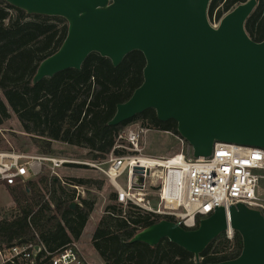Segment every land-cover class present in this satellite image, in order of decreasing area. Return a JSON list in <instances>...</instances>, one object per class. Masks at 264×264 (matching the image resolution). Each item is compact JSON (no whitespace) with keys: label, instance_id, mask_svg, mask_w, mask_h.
I'll return each mask as SVG.
<instances>
[{"label":"water","instance_id":"95a60500","mask_svg":"<svg viewBox=\"0 0 264 264\" xmlns=\"http://www.w3.org/2000/svg\"><path fill=\"white\" fill-rule=\"evenodd\" d=\"M6 1L27 14L68 23L59 49L40 62L34 84L80 69L93 52L118 66L137 50L146 59L144 80L117 105L110 125L154 109L161 121H176L195 158L210 156L216 142L264 148V39L255 41L245 27L258 0L237 5L218 25L209 20L211 0ZM227 229L241 235V254L206 264H264V215L243 203L217 206L194 229L162 219L130 242L155 246L167 238L203 264L202 252Z\"/></svg>","mask_w":264,"mask_h":264},{"label":"trees","instance_id":"16d2710c","mask_svg":"<svg viewBox=\"0 0 264 264\" xmlns=\"http://www.w3.org/2000/svg\"><path fill=\"white\" fill-rule=\"evenodd\" d=\"M246 1L211 0L209 19L220 21ZM245 27L255 41L264 39V0H258ZM67 29L64 18L27 14L0 0V127L13 112L39 153L56 155L54 145L61 142L88 150L87 157L96 162L111 154L119 134L133 122L179 135L176 121H161L154 109L119 125L109 124L117 105L128 101L144 80L146 59L140 51L129 53L118 66L93 52L80 69L69 68L34 84L40 62L59 49ZM113 152L125 153L119 149ZM39 181L46 186L48 196L32 180L25 183L23 191L0 180V184L8 185L16 203L10 214L0 218V247L42 243L46 251L39 254L34 264H52L54 254L80 241L96 205L95 198L78 196L72 185L102 188L104 181L50 175H42ZM22 196L27 198L22 200ZM109 201L91 238L104 263L196 264L192 253L167 238L155 246L131 243L138 231L164 217L131 202H117L115 192ZM242 248L238 232L231 239L222 233L202 252L201 260L203 264L232 260Z\"/></svg>","mask_w":264,"mask_h":264},{"label":"built area","instance_id":"2783aa9c","mask_svg":"<svg viewBox=\"0 0 264 264\" xmlns=\"http://www.w3.org/2000/svg\"><path fill=\"white\" fill-rule=\"evenodd\" d=\"M149 130L124 129L113 149L124 150V154L115 155L112 151L103 161L84 162L102 172L114 187L117 202H131L163 219L171 217L186 229L196 228L198 218L209 216L217 206L228 209L243 203L264 215V148L216 142L208 157L195 158L190 147L189 152L182 149L170 157L145 156L143 144L148 140ZM177 138L185 144L180 135ZM142 158H147L145 167ZM69 162L54 155L2 152L0 180L15 185L39 176L45 167L55 175L57 169ZM138 166L143 170L136 171ZM123 176L126 188L118 183ZM57 177L61 178L58 174ZM140 177L143 182L137 183ZM72 186L78 196L83 194V186ZM225 234L231 239L234 232L227 229ZM43 251L46 249L42 243L3 245L0 264H34ZM51 263L91 264L75 243L54 254Z\"/></svg>","mask_w":264,"mask_h":264},{"label":"rangeland","instance_id":"374dc122","mask_svg":"<svg viewBox=\"0 0 264 264\" xmlns=\"http://www.w3.org/2000/svg\"><path fill=\"white\" fill-rule=\"evenodd\" d=\"M210 22L213 25H218L220 21L210 20ZM146 128L147 127L143 126L140 121H137L129 124L125 129L139 130ZM177 136L179 135H175L172 132H160L155 129H150L148 131V140L146 139V142L143 144V154L145 156L149 155L153 157H170L180 152L182 149L185 152H189V144H186L185 141V144L183 145L179 141ZM54 149L56 151V155L54 156L71 161L57 169V174L60 175L61 178L65 179L66 177H78L99 179L104 181V185L102 186V188L84 186V192L82 196L95 198L96 205L91 215V219L87 223V226L81 236L80 243H77L79 250L83 253V255L88 259L91 264H102V261L100 260L97 251L93 248L91 244V238L93 233L92 231L96 226L97 220H99L102 214L104 213L105 207L110 203L109 196L115 192L114 187L108 182V180L100 170L84 164V162H95L89 157H87L86 154L88 153V150L61 142H56L54 145ZM9 151H15L23 155L31 156L42 155L32 144L29 136L21 127L18 118L13 112L12 117L8 121H6L3 126L0 127V153ZM71 163H74V165H70ZM57 174L55 175L57 176ZM42 175H55L52 173L49 167H45L42 174L32 179V181L37 184V187L41 189V192L48 196L46 186H44L39 181ZM125 180L126 179L124 176L118 179V183L123 188H126ZM16 187H19L20 191H23L25 185L21 183L18 184V186ZM26 198V196H22V200H25ZM13 203L14 199L9 188L4 184H0V218H2L4 215H8V213L12 209L11 205Z\"/></svg>","mask_w":264,"mask_h":264},{"label":"crops","instance_id":"0c3cea01","mask_svg":"<svg viewBox=\"0 0 264 264\" xmlns=\"http://www.w3.org/2000/svg\"><path fill=\"white\" fill-rule=\"evenodd\" d=\"M33 178H36V177H33ZM33 178H31V179H28V180H32ZM28 180H26L25 182H19V183H17V184H15V185H10V187L12 188V189H14V190H16V188H18L19 189V187H16V186H18V184H23V185H25V183L28 181ZM4 185H6L7 187H8V185L6 184V183H3ZM82 196V195H81ZM83 197V196H82ZM76 201H78V199L76 200ZM12 206V207H11ZM10 207L11 208H13V207H15L16 206V203H15V201H14V203L11 205ZM98 221L99 220H97V222H96V226H97V224H98ZM87 226V225H86ZM96 226H95V228H94V230L92 231L93 233H94V231H95V229H96ZM86 228V227H85ZM93 233H92V235H93ZM78 243H80V241L78 242ZM99 256V255H98ZM99 258V257H98ZM100 260H101V258H100ZM102 261V260H101ZM102 264H106V263H104L103 261H102Z\"/></svg>","mask_w":264,"mask_h":264},{"label":"bare ground","instance_id":"6f19581e","mask_svg":"<svg viewBox=\"0 0 264 264\" xmlns=\"http://www.w3.org/2000/svg\"><path fill=\"white\" fill-rule=\"evenodd\" d=\"M141 161H142V163H143V164H142L143 167H145V165L147 164V158H142Z\"/></svg>","mask_w":264,"mask_h":264}]
</instances>
